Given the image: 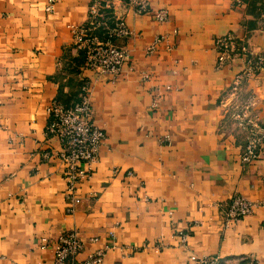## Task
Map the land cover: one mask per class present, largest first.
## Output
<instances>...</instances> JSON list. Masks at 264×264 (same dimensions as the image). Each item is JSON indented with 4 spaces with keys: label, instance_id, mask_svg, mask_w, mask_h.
Wrapping results in <instances>:
<instances>
[{
    "label": "crops",
    "instance_id": "obj_1",
    "mask_svg": "<svg viewBox=\"0 0 264 264\" xmlns=\"http://www.w3.org/2000/svg\"><path fill=\"white\" fill-rule=\"evenodd\" d=\"M113 1L130 30L116 39L127 49L116 76L84 66L74 46L69 23L86 19L90 0H0V264H52L67 230L83 241L78 259L108 244L97 264H190L203 254L264 264V137L241 160L245 132L232 114L249 99L264 127V62L234 99L244 58L220 64L214 46L232 31L264 55V0H148L142 12ZM82 81L105 137L96 159L80 163L89 168L69 208L48 107L76 99ZM234 193L263 201L224 225Z\"/></svg>",
    "mask_w": 264,
    "mask_h": 264
},
{
    "label": "built area",
    "instance_id": "obj_2",
    "mask_svg": "<svg viewBox=\"0 0 264 264\" xmlns=\"http://www.w3.org/2000/svg\"><path fill=\"white\" fill-rule=\"evenodd\" d=\"M53 1L48 0L46 8H50ZM234 1L236 4H241L245 0ZM123 4L131 6L136 12L149 9L148 0H124ZM124 13L114 5L113 0H90L86 19L78 23H69L74 46L83 52L84 66L97 72H109L112 76L118 74L127 49L116 39L127 36L130 31ZM154 15L164 19L167 16V10L164 7L157 8ZM258 19L261 21L260 27L264 29V5L259 6ZM160 37L163 38L164 34L155 38ZM214 46L220 64L230 61L236 55L244 58V64L231 84L234 99H239L238 92L243 80L258 70L264 62V55L247 47L232 31L216 35ZM152 47L151 43L146 48L151 50ZM251 103L248 99L232 110L236 123L245 132V142L240 152L241 160L254 158L257 155L258 140L264 137V127L258 123L254 113L250 112ZM155 104L156 100H153L152 105ZM48 112V128L62 144L60 152L66 163L65 176L67 179L65 195L71 202L69 208H73V202L79 200V196L75 194L76 182L89 168V166L88 168L81 167L80 163L96 159L99 145L105 137L103 128L90 118L89 83L82 81L78 97L70 103L57 98L52 99ZM127 172L130 173L131 170ZM262 201L251 199L242 193L232 194L224 210V225L251 212ZM49 239V236L41 235L40 245H46ZM107 245L106 243L78 259L76 253L83 247L81 237L75 230L62 231L54 239L52 264H97L103 259ZM216 262V256L203 254L190 264H216Z\"/></svg>",
    "mask_w": 264,
    "mask_h": 264
},
{
    "label": "trees",
    "instance_id": "obj_3",
    "mask_svg": "<svg viewBox=\"0 0 264 264\" xmlns=\"http://www.w3.org/2000/svg\"><path fill=\"white\" fill-rule=\"evenodd\" d=\"M82 55H83V52L81 51ZM65 103H70V102H65Z\"/></svg>",
    "mask_w": 264,
    "mask_h": 264
}]
</instances>
